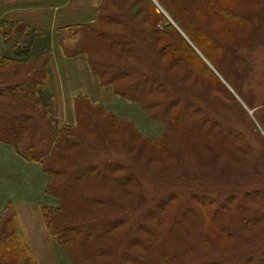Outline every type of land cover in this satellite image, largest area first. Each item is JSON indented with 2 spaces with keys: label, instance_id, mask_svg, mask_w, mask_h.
Wrapping results in <instances>:
<instances>
[{
  "label": "trees",
  "instance_id": "16d2710c",
  "mask_svg": "<svg viewBox=\"0 0 264 264\" xmlns=\"http://www.w3.org/2000/svg\"><path fill=\"white\" fill-rule=\"evenodd\" d=\"M156 1L191 44L184 40V37H180L178 30L167 19L165 20L169 23L167 26L162 28L159 24L157 26L156 19L164 23L161 19L163 16L157 13L158 8L151 3V9L150 7L137 9L140 2L138 0H125V6L128 8L127 20H130L126 25L120 20L119 14L109 12L110 5L114 1L103 0L101 16L97 23L64 27L58 30L57 35L68 57L88 55L93 71L100 76L104 85L113 86L118 96L140 103L150 116L163 119L164 113L169 115L170 109L180 108L182 103L180 104L181 100L173 99L166 93L168 86L162 83L159 75L146 69L148 58L142 54L145 39L140 36L143 30L138 25L147 24L153 40L152 52L166 65L180 68L185 63L188 66L187 79L193 75L198 76L206 70L198 62L200 57L197 51H201L209 59L202 48L203 44L197 39L200 38L205 43L209 42L212 44L211 47L221 50L224 48L223 43L227 41L226 31L230 34L236 30L242 36L244 32L252 31L253 25L246 17L247 22L241 28L235 23L233 16L235 11L224 8L220 0ZM238 1L247 3L249 0ZM141 14L142 16L144 14V18ZM237 14L245 15V11ZM222 15L224 31L218 30L209 21L210 16L219 18ZM106 22V28L97 27ZM120 27L125 28L127 32L124 30L121 33L116 32ZM174 30L175 34L176 32L178 34L180 43L173 44ZM38 36L45 37L44 33L33 29L24 21H0V40L12 43L14 50L13 57L0 56V72L10 70V65L13 67L18 64L28 68L19 73L14 67L10 70L11 74L9 71L5 77L0 76V141L14 145L16 152L27 161L41 163L43 172L50 177L45 193L49 197L56 198L60 205L44 203L42 213L52 239L60 250L66 254L72 264H188L190 260L179 250L170 249L169 234L174 232L171 231L172 227L175 222L182 221L183 217H187L186 215L190 213L198 215L199 211L205 209L204 207L215 206L209 213L210 217L229 211L239 214L240 220L237 222L231 220L227 226L218 227L217 240L211 239L214 225H205L196 236L202 247L207 249L205 252H195V249L191 248L194 245L192 240L184 243V246L194 253L191 264H225L224 261L204 258L221 251L220 249L224 248L221 246L222 243L237 237V233L241 234L245 227L253 229L257 226L261 219L259 212L249 209L245 205V198L241 200L236 196L218 201L207 195L191 193L188 197L190 203L183 206L178 200V195L173 193L160 199L155 196L152 199L148 197L149 206L144 208L137 225L132 224L130 219L118 215L116 206L120 204V199L127 205L135 198L138 189L143 188L144 184L136 170L141 168L136 164L115 159L112 155L104 157L101 153L105 150L109 151L105 145H102L104 138L94 136L89 139L84 133L93 136L96 130L102 129L110 143L116 145L106 132L111 129L109 133L126 142L127 146L124 144L123 146L127 147L128 154L146 166L151 165L148 157L158 156L153 148L149 149L146 145L152 146L151 143L154 141V145L161 146L165 149L164 152H168L165 134L147 140L132 121L118 120L112 114L105 112L103 105H93L83 98L76 102L77 126H65L59 129L55 89L52 90L53 95L49 97L51 102L54 100V104L48 105L43 100L44 91L53 84L49 67L51 50L47 48L42 54L34 57V46ZM241 36L234 35V38ZM89 47L100 51L101 56L92 60L93 51L88 50ZM222 56L220 59L223 58L222 60L226 62L224 66L230 69L229 59L225 55ZM214 60L215 62L211 60L212 63L225 76L227 74L225 68L216 57ZM160 93L164 94V97L154 101L148 99V96ZM52 104L55 112L52 111ZM154 107L160 110L154 111ZM183 108V112L200 115L198 108L193 109L188 105ZM128 124L133 127L134 133L131 135L126 132ZM45 126L48 128L47 133H40ZM204 128H207V133L200 137V142L208 150L216 138L214 140L209 138L214 132V127L212 128L204 118L190 121L183 129L188 131ZM141 140L144 145L137 144V141ZM221 149L230 153L232 148L222 145ZM99 155L100 158L94 157ZM87 179L99 184L96 192L77 190V183L87 182ZM107 181L118 184L121 198L105 193L108 189V183L105 184ZM0 222L2 223L0 227L3 229L0 235V263H10L12 259H24L23 264H36L32 252L23 241L16 213L13 217H8L6 212L1 213ZM235 223L239 230L233 233L231 226ZM248 231L251 232V229ZM148 235L158 240V250L147 258L138 254L134 256L132 247L137 245L145 248L144 240ZM176 237L178 240L181 239L180 235ZM215 246L218 248L217 251L214 250ZM238 264H264V248L249 252L246 257L238 261Z\"/></svg>",
  "mask_w": 264,
  "mask_h": 264
},
{
  "label": "rangeland",
  "instance_id": "374dc122",
  "mask_svg": "<svg viewBox=\"0 0 264 264\" xmlns=\"http://www.w3.org/2000/svg\"><path fill=\"white\" fill-rule=\"evenodd\" d=\"M113 1L109 12L119 14L120 20L126 25L127 21L130 22V20H127L128 8L125 6V0ZM138 1L140 2L136 7L137 9L148 7L151 9L154 4L158 8L157 13L159 12L164 18H161L164 23L156 19L157 26L159 24V27L162 28L170 23L178 30L180 37H184V40L188 41L176 23L165 13L156 0ZM220 4L226 9L235 11L233 14L235 23L240 25L241 28L245 26L248 18L253 25V29L252 31L244 32L242 36L236 30L230 34H227L228 32L226 31L227 41L223 43L224 48H221V50L220 48L211 47L212 44L209 42L205 43L202 39H197L203 44L202 48L206 51L209 59L201 51L196 50L200 57L198 62L206 70L202 74L193 75L189 79H187L189 76L187 72L188 66L185 63L180 68H172L152 52L151 45L153 40L149 27L146 26L147 24L138 25L143 30L140 36L145 39L142 54L148 58L146 69L161 77L162 83L168 86L166 93L173 99L181 100L180 108L174 107L170 109L169 115L164 113L163 119H157L150 116L148 111L135 101L129 100L132 102V105L128 106L130 108L127 106L118 108L103 106L106 110L105 112L112 114L114 118L132 121L147 140L156 139L165 134L167 153L164 152L165 149H162L161 146L154 145V141L151 143L153 144L152 146L146 145L149 149L153 148L158 155L155 158L148 157L151 165L146 166L128 154L127 147L123 146V144L127 146L126 142H122V138L109 133L111 129L106 128L108 129L106 132L116 145L110 143L102 129L96 130L93 136L87 135L86 132L84 135L89 139L94 138V136H97V138L102 136V139L104 138L102 145H105L110 151L105 150L104 153L102 152L101 154L104 157L112 155L115 159L136 164L141 168L136 170L144 184L142 190L138 189L135 196L136 199L134 198L135 200L133 199L131 203L126 205L120 199V204L116 206L117 214L130 219L134 225L135 223L137 225L143 210L149 206L148 197L152 199L155 196L160 199L165 195L176 193L178 200L183 206L190 203L188 197L191 193L207 195L218 201L228 197L235 198V196L241 200L245 198V205L252 211L257 210L259 212L261 219L257 226H254L253 229L252 227H243V234L237 233V237L230 238L222 243L221 246L224 248H221V251L214 252L210 257L204 258L205 260L216 259L224 261L225 264H238V261L246 257L249 252L264 248V0H249L247 3H242L238 0H220ZM240 11H245V15L241 14L242 16H240L237 14ZM142 17L144 18V14ZM166 19L169 23L165 22ZM209 21L218 30L224 31L222 24L224 21L223 15L219 18L210 16ZM106 26L107 22L97 25V27L102 28H106ZM116 30L118 33H121L122 30L127 32L123 27ZM177 35L174 30L172 35L173 44L180 43ZM234 35L241 37L234 38ZM188 42L190 43V41ZM88 50L93 51L91 54L92 60L101 56L100 51L98 52L91 47ZM222 55L229 59L230 69L224 66L226 62L222 60L223 58L220 59V57H223ZM214 57L227 71L225 76L212 63V61L215 62ZM14 67L17 68L19 73L28 69L23 65L17 64L13 67L10 65V70ZM10 70L7 72L1 71L0 76L5 77ZM49 86L44 91L43 97L44 102L48 105L50 103L54 104V100L51 102L49 99L54 93V86L53 84ZM163 95L162 93L150 95L148 99H153L154 101ZM144 100L146 99L144 98ZM53 104L52 111L55 112ZM187 105L192 106L193 109L198 108L200 115L183 112L184 108L182 109V107ZM153 110L159 111L160 109L154 107ZM202 118L212 128L214 127V132L209 138L212 140L216 139L208 150L200 142V137L205 132L207 133V128L188 131L183 129L190 121H197ZM47 131L48 128L45 126L40 133L46 134ZM126 132L130 133V135L134 133L131 124L127 125ZM4 143L10 144L8 142ZM137 144L144 145L143 140L137 141ZM222 145L232 148L233 150H230L231 154L222 150ZM12 146L14 147V145ZM94 157L100 158L101 155ZM9 177V180L5 181L8 188H4L2 194H0V202H3L0 214L6 212L8 217H13L16 213L13 199L22 191L20 187H22L26 176H19L16 172H13L12 176ZM86 181L77 183V190L88 193L96 192L99 184L94 180L87 179ZM107 183L108 189L105 190V193L120 196L119 198H121V193L118 192V184L111 181H107L105 184ZM153 190H158V192L153 193ZM53 199L51 202L59 206L60 202L56 198ZM100 208L102 209L103 207ZM204 208L202 212L199 211L198 215L190 213L186 215L187 217H183L182 221L175 222L171 230L175 234H169L171 239L170 249L179 250L184 257L190 260L188 264L193 263L191 260L194 259V253L184 246V243L192 240L194 245L191 248L195 249V252H205L207 249L205 250V247H202L199 239L196 238L200 234L201 229L205 228V225H214V233L211 239L217 240L218 227L227 226L231 220L234 222L240 220L239 214H233L231 211V213L229 211L221 212L210 217L209 213L214 210L215 206ZM250 212L249 214H251ZM1 224L0 222V226ZM235 228L236 223L231 226L233 233L239 230V228H236L235 231ZM249 229H251V232L248 231ZM1 232H3L2 227H0V235ZM176 235H180L181 239H176ZM144 242L145 248L137 245L132 247L134 256L138 254L147 258L156 253L158 240L156 241L155 238L148 235L145 237ZM216 249H218L217 246H215L214 250L217 251ZM62 253L66 257L63 251ZM195 259L197 260V258ZM19 262L23 264L24 259H12L10 263L2 262L0 264H18Z\"/></svg>",
  "mask_w": 264,
  "mask_h": 264
},
{
  "label": "crops",
  "instance_id": "0c3cea01",
  "mask_svg": "<svg viewBox=\"0 0 264 264\" xmlns=\"http://www.w3.org/2000/svg\"><path fill=\"white\" fill-rule=\"evenodd\" d=\"M102 4L103 0H0V21H24L45 35L37 37L34 57L47 48L51 50L49 67L56 95L59 129L77 126L78 99L106 107L132 105L129 100L118 96L113 86L102 83L100 76L93 71L88 55L68 57L58 40L61 28L97 23ZM0 56H14L12 43L0 40ZM13 172L26 176L20 187L22 191L13 202L23 241L36 264H72L52 239L42 213V203L57 206L51 202L54 199L45 193L50 177L43 172L41 163L27 161L12 145L0 141V194L8 188L5 181Z\"/></svg>",
  "mask_w": 264,
  "mask_h": 264
}]
</instances>
